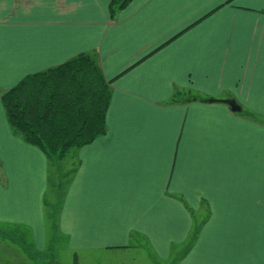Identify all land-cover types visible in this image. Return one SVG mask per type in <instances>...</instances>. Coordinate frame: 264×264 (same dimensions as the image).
<instances>
[{
    "label": "crops",
    "instance_id": "1",
    "mask_svg": "<svg viewBox=\"0 0 264 264\" xmlns=\"http://www.w3.org/2000/svg\"><path fill=\"white\" fill-rule=\"evenodd\" d=\"M109 1L0 0V89L91 51L112 80L105 134L70 154L66 248L102 264H264V0H131L113 18ZM47 168L0 104V239L17 231L36 254Z\"/></svg>",
    "mask_w": 264,
    "mask_h": 264
},
{
    "label": "trees",
    "instance_id": "2",
    "mask_svg": "<svg viewBox=\"0 0 264 264\" xmlns=\"http://www.w3.org/2000/svg\"><path fill=\"white\" fill-rule=\"evenodd\" d=\"M130 1L110 0V18ZM111 82L102 73L98 54L91 51L78 53L58 65L27 74L14 86L0 93V104L12 134L37 147L47 160L43 209L49 228L50 223H57L63 196L79 161L76 159V166L70 170V178L63 190L61 178L52 181L51 169L69 153L105 134ZM185 100L218 101L203 97ZM246 114L250 115L248 112ZM50 194H54L53 203L49 201ZM199 228L200 224L194 225L188 246L192 244Z\"/></svg>",
    "mask_w": 264,
    "mask_h": 264
},
{
    "label": "rangeland",
    "instance_id": "3",
    "mask_svg": "<svg viewBox=\"0 0 264 264\" xmlns=\"http://www.w3.org/2000/svg\"><path fill=\"white\" fill-rule=\"evenodd\" d=\"M2 91L4 90L0 89V93ZM75 166L76 158H74V156L71 157L69 153V155H66V157L62 161L58 162L56 166L51 169L52 181L55 182L56 178H61L63 182L61 190L64 189L65 182L70 178V170H72V168H74ZM54 200V194H50L49 201L53 203ZM46 224L48 228L46 247L42 253L37 254L33 253L31 250H29L28 252L24 251L25 249L22 248L24 244L21 242V240H19L17 231L7 232L6 230H3V237L8 234L11 237L12 241L17 239V243H11L9 242L10 240L3 242L0 239V264H50L51 262L55 264H84L82 261L83 258L89 259V262H87V264H102V259L107 258L106 256H104V254L101 253L75 256L66 248V240L63 235L58 232L55 225H52V223H50L49 228L48 223ZM183 249H185V247L176 250L175 256L181 254L183 252ZM171 264H174V261H172Z\"/></svg>",
    "mask_w": 264,
    "mask_h": 264
},
{
    "label": "water",
    "instance_id": "4",
    "mask_svg": "<svg viewBox=\"0 0 264 264\" xmlns=\"http://www.w3.org/2000/svg\"><path fill=\"white\" fill-rule=\"evenodd\" d=\"M226 103L230 106V109L234 112H239L240 107L233 101V100H227ZM50 264H55L51 262Z\"/></svg>",
    "mask_w": 264,
    "mask_h": 264
}]
</instances>
